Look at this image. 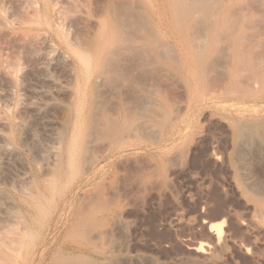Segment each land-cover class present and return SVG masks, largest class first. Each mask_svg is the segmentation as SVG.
<instances>
[{"label":"rangeland","instance_id":"374dc122","mask_svg":"<svg viewBox=\"0 0 264 264\" xmlns=\"http://www.w3.org/2000/svg\"><path fill=\"white\" fill-rule=\"evenodd\" d=\"M137 1L139 5L143 2L145 5H152L158 8L159 6L157 7L158 4L156 3L160 0H0V130L4 129V131H0V133L5 134V131H7L10 144L13 149L15 148L14 158L13 156H5L8 159H6L7 161L13 159L7 162L8 164L12 163L11 167L10 164L6 166L7 163L5 162L4 156L0 158L2 168H7L4 172L3 169H1V174L4 176L0 174V228L2 230L5 229V225L12 226L13 223L15 225L18 224V218L16 217L20 213L21 215L18 217L21 216L20 218H22L23 213L25 214L27 212L25 201L31 197V192L36 191L39 187V189L45 193L41 188V184L46 182L49 178L48 174L50 176L51 171L55 169V164H57L55 160L57 157L55 154L57 155L58 150H56L57 144H55L52 132L62 130V125L68 120L70 112L74 111V105L77 100L76 86L78 81H80L78 79H81L84 75L80 69L81 63L79 64L78 62L79 55L73 50L74 46L77 45L75 43H78V45L84 43L86 47L81 44L80 48L82 47L81 49L85 48L84 50H88V45L92 41L90 37H94L96 33H94V31H96L95 28L98 26L96 25L97 19L102 14L103 10L111 5L112 7L117 6L116 8L120 6L121 14L126 11L128 13L130 11L131 13V8L138 6ZM218 1L219 3H217V6L216 3L213 5L216 9L220 8L226 0H215V2ZM234 1L235 7H243L245 8L244 10L248 9V11H250V19L252 23L256 25L255 28H264V3H262L264 0ZM134 2H136V4ZM123 5L124 8L126 6L130 8L127 9L128 7H126L127 10L124 12V10L121 9ZM53 7H55V10H53ZM161 10L162 12H158L160 15L150 21L151 27L155 30V35L160 39L165 38L163 40L168 42L174 41V49H177L174 51L176 54L174 55V60L177 58L178 61L176 62H179L178 64H175V62L173 63L172 58H170L171 56L168 57V59L166 57L163 58L162 63L164 64H161L162 66H160V68L164 67V69L162 68L161 72L165 73L164 71L168 69L167 71L170 75L167 71V74H165L175 81L174 86L178 82L177 80H181L182 77L186 78V84L189 86L187 89V97L182 99L188 108L185 115L179 119V123L176 126L174 125V136L168 139L169 141L165 140L162 142L159 136H163L165 128L161 126L158 128L160 130L156 138L152 137L153 135L134 138L132 143L136 144L137 148L126 150V152L123 151L103 162L102 165H106L101 170L99 176L93 181L88 182L87 176L82 179L76 177L73 180L74 188L67 193H65L67 189L64 186L66 181H58L56 188L60 186L63 190L53 194L48 192L45 193V196L51 200V209L49 210L48 218L44 219L38 217L40 222L38 220V223L35 222L32 224L33 229L37 227L34 232L37 234L35 246L38 249L36 250L35 247L29 249L25 247L22 254L23 256L20 255L22 258L20 256L18 258V264H67L65 259L68 260V258H70L68 261H73V263L75 262L74 264H99L100 262L101 264H196V257H199L201 254H197L195 248L203 242L210 247L214 245L216 249L219 250L220 248L218 247L221 245L223 246L220 252L219 250L217 251V257L219 259L214 258L207 261V263L202 262L201 264H244L246 262V264H264V250H262V248H264V228H262L264 227L262 226L264 222H261L264 217V206H260L257 203V199L263 198L264 200V133L252 131L253 129L251 130V125H255L257 122L260 124V121H264V85H262L264 81L262 82L260 80V82H257L258 84L253 87L245 91L242 90V93L235 82L230 84L226 79L223 81V77H220L222 81L218 83L219 90H217V84L212 86L213 90L211 87L201 89L199 86H195V83L189 80L186 74L190 72L191 60L185 53L186 48L176 30V24L170 17L165 15L163 8ZM235 10L240 14L238 9L235 8ZM58 11L59 14H57ZM145 20L148 21L147 19ZM92 21H96V24ZM62 24L65 25L63 28L61 27ZM173 25L174 28L172 27ZM60 29H65L64 31L66 33L60 31ZM249 32L250 35H252L251 33H253V30L249 29L247 31L248 36ZM172 33L174 34V38L172 37ZM171 37L173 39H171ZM69 40H72L71 43H74V45H72ZM85 41L89 44H85ZM183 53L185 56L184 58L182 57ZM177 55L179 57H175ZM213 56L211 57L212 60L214 62H219L217 59L220 56ZM179 60L181 62L184 60L186 67L182 66ZM165 65H169L170 68H168V66L165 70ZM176 76L180 77L178 78ZM115 78L117 77H112L111 80L105 83V86L107 88L109 87L108 90L105 86H102L101 90H99L102 93L104 91V94L98 101L101 105L97 104L99 108L100 106L101 108L103 107L102 103L104 104L105 98L109 96L106 94L112 93V88L110 87L113 84L111 82L116 80L118 82H116L115 85H118L121 81V78H117L119 80ZM259 83L261 86H258ZM115 85L112 86L113 91L115 90L114 88L117 87ZM235 85L236 88L234 90L233 87H235ZM85 87L86 86L83 84L81 85L82 91L84 92V90H87L88 93L89 91ZM103 97L104 100H101ZM139 97L140 95L136 96V98ZM179 99L178 97L177 100ZM97 106L95 110L98 111L99 108ZM5 122H8L7 125ZM22 123L23 126H21ZM241 123H246L247 125L249 123L248 127L250 129L248 132L250 139L246 140L247 143L245 146L246 149L248 144H250V147L248 146L247 148L249 150V153L247 152L249 155L246 153L248 157H245L246 155L243 154L242 150V152L239 151L241 140L238 138V124ZM246 124L245 126L247 127ZM3 126L6 127L4 128ZM254 137H257V141ZM253 141L257 142V144L255 145ZM212 144L218 146H213ZM233 144L235 145L234 147H232ZM257 145H259L258 148H256ZM236 151L240 153L237 154ZM211 153H213L214 156L211 155ZM1 154L4 155L2 152ZM185 155H187V157ZM232 155H234V157ZM221 156L223 157L221 158ZM236 156L240 157L236 158ZM250 156H252V158ZM14 159L18 161L16 160V162ZM2 160H5V163H3ZM215 162L216 164H214ZM167 164L168 167H166ZM238 166L240 168H238ZM137 167L142 168L137 169ZM48 168L52 170L49 169L47 171ZM141 176L143 178H140ZM44 178L47 179L45 180ZM199 181H202L203 184ZM207 181L208 184L210 183L209 185ZM247 181L249 183H247ZM250 182L253 184H251L252 187L248 186ZM255 183L257 186L260 185L258 187L256 186L257 188L261 187L263 189L262 191L260 190L261 188L259 189L261 192L257 191L256 187H254ZM223 185L228 188L226 187L227 189H225ZM33 186L35 187L33 188ZM102 186L104 189L101 194L99 190H102ZM147 186L151 188L147 190ZM213 187L214 190H212ZM247 187H250V190L249 188L247 189ZM32 188L35 190H32ZM143 188L145 190H143ZM252 188L256 191L251 190ZM206 190L209 191L206 192ZM226 190L227 194L225 193ZM123 191L125 193H123ZM215 191H217L216 194ZM211 193L214 195L213 199ZM219 194L220 196H218ZM244 194L246 196H244ZM86 197L89 198L87 199ZM200 197L205 204H203L201 200H199L200 202L198 201ZM209 197H211V199H209ZM206 198L207 200H205ZM215 199L217 200L215 201ZM233 200L240 204L237 205ZM43 201L45 202V199H43ZM88 202H90V204ZM215 202L220 203V206ZM103 203H105L106 206L108 205V208L104 206ZM251 203L260 207L258 208L257 206L255 208ZM100 204H102V206H100ZM206 204L208 206H206ZM215 204H217V206ZM197 205H200L201 208L198 206L200 210ZM92 206H95V209ZM211 209L224 210L226 212L231 210V219L227 218L226 223L219 230L216 225L220 224L222 219L210 216L214 211L211 212ZM78 210H81L80 213ZM255 210L261 211L257 212L258 214L263 212L261 218L255 215ZM237 211L240 213L238 214ZM215 212L216 210L213 213ZM83 213L86 214L84 215ZM102 215L104 217H102ZM239 215L242 217L240 220L236 219L240 218ZM204 216L209 218V220L204 218ZM191 218L193 221H190ZM11 220L12 222H10ZM89 221L91 224L88 223ZM258 221L261 222L260 224L262 225H260ZM8 223H10V225ZM85 223H88L86 224L88 226H86ZM80 224H83V226ZM199 224H203V226ZM33 226H35V228ZM80 228L81 232L79 230ZM86 229L92 232H87L88 234H85V231H87ZM203 229L205 230L203 231ZM209 229H212L213 232H218V234H220L218 235L219 238L212 237ZM72 230H76V232ZM233 231L235 232L233 233ZM99 232H102V234L98 235ZM203 232H205L206 235L210 234L207 236L208 239ZM238 232L240 235L242 233V235L240 236ZM257 232H259L260 235ZM227 233L229 234L228 237ZM235 233H237L238 236H236ZM209 237L213 245L211 241L209 243ZM246 238L249 243L246 241ZM223 239H225V241ZM234 240L241 241L240 246L239 241L237 242ZM242 240L247 245L243 244ZM188 241L193 243L189 244L190 247ZM176 242H178V244H176ZM183 242L185 245H183ZM219 242L224 243L220 244ZM191 244L195 248H192ZM181 245L185 248L181 247ZM243 246L244 248L246 247L245 250ZM239 247L242 248L241 251ZM107 248L108 250H106ZM255 248L257 249L255 250ZM185 249H187V251ZM44 250L45 252H43ZM58 250H61L62 253L61 251L57 252ZM102 250H105L104 253ZM236 250L238 251L236 252ZM251 250H253V254L250 253L252 252ZM101 251L103 254H101ZM48 252L49 254H47ZM234 252L237 253V255ZM254 252L259 255V257L255 255ZM258 252L263 254V258ZM59 253L60 256H58ZM65 253L69 254L67 255ZM107 253L109 254L107 255ZM220 253L221 255H219ZM60 257H62V259L64 257V261H60ZM256 261L257 263H255Z\"/></svg>","mask_w":264,"mask_h":264},{"label":"bare ground","instance_id":"6f19581e","mask_svg":"<svg viewBox=\"0 0 264 264\" xmlns=\"http://www.w3.org/2000/svg\"><path fill=\"white\" fill-rule=\"evenodd\" d=\"M51 1H53V0H51ZM160 1H159L160 3L159 2L156 3V4H158L157 7L159 6L158 8L153 7L152 5L151 6L145 5V4H143V2H142V4L140 3V5H139L138 1H137L138 6H136L135 5L136 2H134L135 3L134 5L136 7L131 8L132 10L130 9L131 13H130V11H129V13L126 11L130 7L126 6V7H128L126 9V7L124 8V5H123V7L121 9H123L124 12L126 11L123 14H121V10L119 8L120 6L118 8H116L117 6L116 7H114V6L112 7L111 5L109 7L107 6V9L103 10L102 14L98 17L97 24L95 23L96 21H92V22H94V24H96L98 26H97V28H95L96 31H94V33L95 32L96 33L94 34V37H92V38L90 37V39H92L91 43L89 44L85 41V44H89L88 50L87 49L84 50L85 48L81 49L82 47L80 48V45L82 43H80V45H78V43H75L77 45L74 46L73 50H74V52H76L79 55V61L78 62H79V64L81 63L80 69H81V72L84 73V75L82 74L83 76L81 77V79H78L80 81H78V84L76 86L77 87V91H76L77 92L76 93L77 100H76V103L74 105L75 106L74 111L70 112V116H69L68 120L64 123V125H62L63 128L61 127L62 130H60V131L53 130L55 132H52L54 135L55 144H57V146L55 145L57 149L56 148L55 149L58 150V153L56 152L57 155L55 154V156L57 157V158L55 157L57 164H55L56 162L53 163L56 165L55 169H53V171H51L50 176L48 174V177H49V178L47 177L48 179L44 178L45 180L47 179L46 182L41 184L42 185L41 188H42V190H44L45 193L48 192V193L53 194V193H56L57 191L59 192L60 190H63L62 188H60V186H59V188L58 187L56 188V184L58 183V181H66V184L64 186L67 190L65 191V193H67L68 191H70L74 188V181L73 180L76 177H79L80 179H82V178L87 176L88 182L93 181L94 179H96L99 176L101 170L106 165V164L102 165L103 162L109 160L110 158H112L116 154H119L123 151L126 152V150L137 148V145L132 143L134 138H138L140 136L144 137L147 135H153L152 137H155V138L158 137V135H159L158 132L160 130L158 128H160L161 126H163V128H165L163 131V136H161V137L159 136V138L162 142L165 140H168L172 136H174V132H175L174 131V125L176 126L179 123V119H181L185 115L186 110L188 108V106H186V104L182 101V99L187 97V89L189 88V86H187V84H186V78L185 77H182L181 80L180 79L177 80L178 82L174 86L175 81L166 75L168 73V71H167L168 69L166 70V68L169 65H167V66L165 65L166 66L165 70L167 71V73H166V71H164V72L166 74L161 72L162 68L164 69V67L160 68V66H162L161 64H164V63H162L163 58L166 57L168 59V57L171 56L170 58H172L173 63L175 62V64H176L177 63L176 61H178L177 58H175L176 60H174V55H176L174 53V51L177 50V49H174V41L171 40L172 42H168L166 40H163L165 38L160 39L157 35H155V33H154L155 30L152 29L151 24H150L151 20H153L156 16L160 15V14H158V12H160V11L162 12V10H161L162 8L164 9L163 12L165 13V15L170 17L172 19V21H174L176 24L175 25V27H177L176 30L181 37V41H183V45L186 48L185 53L191 60L190 72L186 73V74H187L188 79L192 80L195 83V86H199L201 89L202 88L206 89L209 87L212 88V86L217 84L218 85L217 90H219V84L218 83H221L220 81H222V80H220L221 79L220 77H223V81H224V79H226L230 84H232V82H235V84L240 88L241 93H242L243 91H245V90L253 87L254 85L258 84L257 82H260V80L262 82L264 81V28L260 29L258 26L257 27L259 29L255 28L256 25H254L252 23V20L250 19L251 13H250V11H248V9L244 10L245 8H243V7H238V8L235 7L234 6L235 5L234 0L224 1L222 6L220 8H217V9L213 5L216 3V6H217V3H219V1L215 2V0H160ZM252 2H254V1H252ZM262 3H264V2H262ZM241 5L244 6L245 4L242 3ZM249 5H250V3H249ZM131 6H132V3H131ZM218 6H219V4H218ZM54 8L55 7H53V10H55ZM235 8L238 9V11H240L239 12L240 14L237 13ZM57 14H59V11ZM145 19H147L149 22L146 21ZM144 20H145V22H144ZM257 21H259V20H257ZM73 23H75V22H73ZM263 23H264V21H263ZM65 24H66V22H65ZM63 26H65V25L62 24L61 27L63 28ZM166 26H168V25H166ZM172 27L174 28V25ZM249 29L253 30V33H251L252 35H250V32H249V36H248L247 31ZM64 30L65 29H63V30L60 29V31L65 32ZM65 33H63V34L66 35ZM161 35L163 36L162 33H161ZM172 35H173L172 37L174 38L173 33H172ZM172 37H171V39H173ZM175 40H177V39H175ZM71 41H70V43H71ZM76 42H77V40H76ZM88 42H89V40H88ZM71 44L74 45V43H71ZM176 44H177V42H176ZM83 45H84V43L82 44V46ZM84 47H86V46L84 45ZM181 53H182V51H181ZM178 55L175 57H179ZM213 55H216V57L218 55L220 56L217 59L219 62H217L216 59H215L216 62H214L212 60L211 57ZM182 57L183 58L185 57L184 53L182 54ZM172 60H171V62H172ZM181 61H182V59H181ZM181 61H180V64L182 66L186 67L185 61L184 60H183V62H181ZM172 67L175 70L174 65ZM168 68H170V66ZM171 73H172V71H171ZM168 74L170 75V73H168ZM216 75H218V76H216ZM112 77L121 78V81L119 82L118 85H115V83L118 82L115 80L117 78L114 79L115 80L114 82L110 81L113 85H115L117 87L114 88L115 89L114 91H113V87H112L113 85L110 87V88H112V90L110 89L112 91V93L107 92L108 94H106V95L107 96L109 95V96L107 98H105L106 100H104L105 96L103 97V99L101 98V100H104V104L101 102L103 107L101 108V106H100V108H99V106H97V104H100V103H98V101H99V98L104 94L103 90H105V89L102 90L103 93L100 92L99 90H101V87L105 86V83L107 81L111 80ZM176 77L179 78L180 76H176ZM174 78H175V76H174ZM117 80H119V79H117ZM11 82H12V80H11ZM11 82H10V84H11ZM82 84L84 86H86L85 88L88 89V91H89L88 93H87V90H84V92L82 91V89H81ZM236 85H235V87H233L234 90L236 88ZM262 85H264V83ZM258 86H261V84L259 83ZM76 87H75V89H76ZM217 87H215V88H217ZM221 87H223V86H221ZM108 88L106 87L107 90H108ZM239 88H238V90H239ZM110 90H109V92H110ZM212 90H213V88H212ZM138 95H140V97L136 98V96H138ZM178 97L181 100L180 99L177 100ZM174 100H175V102H174ZM96 106L99 108L98 111L95 110ZM7 123H6V125H7ZM17 123H20V122H17ZM245 124L244 123L238 124V129H239L238 130V138H240L239 140H241L240 144H239V142H238V144H239V149H240L239 151L242 150L243 154L246 155L247 152L249 153V150L247 148H248V146L250 147V144H248L247 148L245 149V146L247 143L246 140L250 139L249 138V132H248L250 128L248 127L249 123H248V125L246 124L247 127L245 126ZM19 126H20V124H19ZM21 126H23V123L21 124ZM251 130L252 131H258V133L259 132L264 133V121H262V122L260 121V124L257 122V124L255 123V125L254 124L251 125ZM0 131L3 132L4 129L0 130ZM7 134H8L7 131H5V134L0 133V158L4 156L5 160L7 159L5 156H7V157L13 156V158L15 156V153H14L15 148L13 149V147L11 146L10 140H9V137L7 136ZM220 135H221V133H220ZM10 139H12V138H10ZM262 139H263V137H262ZM255 140L257 141V137L255 138ZM217 141H218V139H217ZM155 142H156V140H155ZM219 142L221 143L220 139H219ZM253 142H255V141H253ZM225 143H227V142H225ZM254 144L256 145L257 142H255ZM213 146H218V145H213ZM234 146L235 145L233 144L232 147H234ZM258 146L259 145H257L256 148H258ZM262 147H263V145H262ZM16 149H17V147H16ZM216 149L218 150L217 147H216ZM251 149H252V147H251ZM190 151H191V149H190ZM244 151H246V152H244ZM1 152L4 155H2ZM18 152H20V151H18ZM236 153H237V151H236ZM239 153H237V154H239ZM248 153H247V155H249ZM16 154H19V153H16ZM184 154H186V153H184ZM221 154H222V152H221ZM187 155H188V153H187ZM187 155H185V156L187 157ZM211 155H213V153H211ZM247 155L245 157H248ZM232 156L234 157V155H232ZM222 157L223 156H221V158ZM237 157H240V156H236V158ZM245 157H243V158H245ZM250 157L252 158V156H250ZM175 158H177V157H175ZM7 160L5 161L6 163L9 162L11 159L9 161H7ZM14 160L16 161L17 159H14ZM4 161H3V163H5ZM173 161H175V160H173ZM0 162H1V160H0ZM124 162H125V160H124ZM192 162H194V161H192ZM240 162H238V163H240ZM227 163H228V161H227ZM9 164L11 167L12 163H9ZM9 164L7 163L6 166H9ZM214 164H216V162ZM146 165H149V164H146ZM166 167H168V164ZM140 168H142V167H140ZM140 168L137 167V169H140ZM238 168H240V167L238 166ZM1 169H3V172H4L7 168L6 169L2 168V163H0V174H1ZM49 169L50 168H48L47 171ZM50 170H52V169H50ZM239 174H240V172H239ZM1 175L4 176L3 174H1ZM111 178H112V176H111ZM140 178H143V177L141 176ZM140 178H138V179H140ZM156 178H158V177H156ZM248 178H250V177H248ZM242 179H243V177H242ZM141 180H143V179H141ZM239 182H240V180H239ZM242 182H243V180H242ZM251 182H253V181H251ZM251 182L248 186H251V184H252ZM69 183H70V185H69ZM200 183H202V181ZM226 183H227V181H226ZM247 183H249V182L247 181ZM261 183H262V181H261ZM159 184H161V183H159ZM207 184H208V181H207ZM36 185H38V184H36ZM124 185H126V184H124ZM218 185H220V184H218ZM254 185H255L254 187L257 186L256 183ZM103 186H102V190H99V191H101V194L103 193L102 192L104 189ZM223 186L225 189L228 188L227 186H226L227 187L226 188L225 185H223ZM230 186H231V184H230ZM258 186H260V185H258ZM34 187L35 186H33V188ZM214 187L212 190H214ZM244 187H246V186H244ZM257 187H256V189H257V191H259V189L261 187L260 188H257ZM33 188H32V190H35ZM149 188H151V187H148L147 190ZM248 188L250 190V187H247V189ZM143 190H145V189L143 188ZM235 190H236V188H235ZM251 190L256 191L254 188H252ZM260 190L262 191L263 189L261 188ZM198 191H199V189H198ZM208 191L206 190V192H208ZM261 191H259V192H261ZM216 192L217 191H215V194H216ZM226 192H227V190L225 191V193ZM232 192H233V189H232ZM45 193H43V191H41L39 189V187L37 188L36 191L31 192V197L25 201L27 212L24 214L22 211V213H23L22 218H20L21 216L18 217L21 214L20 213L18 214L16 212L18 214V216L16 217V218H18V222H17L18 224L15 225L13 223L12 226L5 225V229H3V230L0 228L1 229L0 230V264H18V258L20 255L23 256L22 254H23L25 247H28V249L31 247L36 248L35 242L37 241V234L34 232V230H36L37 227H36V229H33L32 224H34L35 222L38 223V220H39L38 217H42L44 219L48 218L49 210L51 209V200H50V198H47L45 196ZM123 193H125V192L123 191ZM209 194H210V192H209ZM211 194H212V199H213L214 195H213V193H211ZM226 194H225V197H226ZM167 195H168V193H167ZM232 195H233V193H232ZM28 196H29V194H28ZM218 196H220V194ZM244 196H246V195L244 194ZM190 197L192 198V195ZM233 197H235V196H233ZM25 199H26V197H25ZM43 199H45V202L43 201ZM100 199H102V198H100ZM127 199H129V198H127ZM209 199H211V197H209ZM199 200H201V197L198 199V201ZM205 200H207V198ZM216 200L217 199H215V201ZM228 201H229V199H228ZM233 201L236 202L235 200H233ZM90 202H88V203L90 204ZM110 202H112V201H110ZM201 202L203 204H205V202H203L202 200H201ZM217 202H219V201H217ZM217 202H215V203H217ZM244 202H247V201H244ZM99 203H100V201H99ZM257 203L260 206H264L263 198L257 199ZM103 204H104V206H106L105 203H103ZM217 204L219 205L220 203H217ZM217 204H215V205L217 206ZM238 204H240V203H237V205ZM245 204H247V203H245ZM23 206H21V207H23ZM100 206H102V204H100ZM198 206L200 207V205H197V207ZM206 206H208V205L206 204ZM206 206H204V207H206ZM253 206H255V205H253ZM257 206H255V208ZM260 206H258V208ZM93 208L95 209V206ZM200 208H199V210H200ZM235 209H233V210H235ZM89 210H90V208H89ZM204 210H205V208H204ZM209 210H210V208H209ZM213 210L211 209V212ZM215 210H216V212L213 213ZM215 210L212 212L213 214L211 213L212 215L210 214V216H212L214 218H221L222 219L220 224L216 225L217 229L219 230L226 223L227 218L231 219L232 213H230L231 210L230 211L227 210L228 212H226L224 210H217V209H215ZM17 211H18V209H17ZM78 211L80 213L81 210H78ZM196 211H197V208H196ZM252 211H253V209H252ZM249 212H250V210H249ZM257 212H261V211L255 210V213H256L255 215H257L258 217L261 218V214L264 211L261 214L260 213L258 214ZM106 213H104V214H106ZM237 213L239 214L240 212L237 211ZM83 214L85 215L86 213H83ZM94 214H95V212H94ZM97 214H98V212H97ZM203 214H204V211H203ZM206 216H209V215H206ZM79 217H80V215H79ZM102 217H104V216L102 215ZM239 217H240V215H239ZM16 218H15V220H16ZM204 218H206V217L204 216ZM241 218L242 217L236 218V219L240 220ZM77 219H78V216H77ZM81 219H83V218H81ZM206 219L209 220V218H206ZM262 219L264 220V217ZM12 220L10 222H12ZM263 220H261V222H264ZM95 221H96V219H95ZM111 221H112V218H111ZM190 221H193L192 218ZM216 221H217V219H216ZM13 222H14V220H13ZM39 222H40V220H39ZM261 222H259V224ZM43 223H45V222H43ZM88 223H90V221ZM88 223H85V225ZM238 223H240V222H238ZM8 224L10 225V223H8ZM80 225L83 226V224H80ZM92 225H93V223H92ZM231 225H233V224H231ZM260 225H262V224H260ZM86 226H88V225H86ZM95 226H97V225H95ZM200 226H203V224H201ZM262 226H264V225H262ZM33 227L35 228V226H33ZM105 227H107V226H105ZM229 227H230V225H229ZM81 228L79 229L80 232H81ZM89 228H91V227H89ZM262 228H264V227H262ZM204 230L205 229H203V231ZM224 230H225V228H224ZM248 230H249V227H248ZM72 231L76 232V230H72ZM87 232L91 233L92 231L87 230V231H85V234ZM205 232H203V233H204L205 237L208 239L207 236L210 234L206 235ZM209 232L211 233V236L214 238L215 237L217 238L218 235H220V234H218V232H213L212 229H209ZM234 232L235 231H233V233ZM108 233H110V232H108ZM257 233L259 234V232H257ZM41 234H43V233H41ZM101 234H102V232H99L98 235H101ZM229 234H230V232H229ZM229 234L227 233V237L229 236ZM238 234H239V232H238ZM224 235H226V234H224ZM235 235L238 236L237 233H235ZM241 235H242V233H241ZM245 235H246V233H245ZM109 236H110V234H109ZM249 236H250V234H249ZM100 238H101V236H100ZM111 238H112V236H111ZM222 238H223V236H222ZM210 239L211 238L209 237V240H208L209 243L211 241ZM223 240L225 241V239H223ZM214 241H215V239H214ZM234 241L238 242L239 240H234ZM246 241H248L247 238H246ZM178 242H176V244H178ZM240 242L241 241H239V246H240ZM242 242H243V244H245L243 240H242ZM190 243H192V242H189L188 245ZM222 243H224V242H222ZM222 243H220V244H222ZM248 243H249V241H248ZM183 245H185L184 242H183ZM212 245H213V242H212ZM245 245H247V244H245ZM213 246H211V247L209 245L207 246L206 244H204V242L201 243L198 247L196 246L197 248H195L192 245V248L193 247L195 248V252L197 254L199 253V255L201 254L200 256L198 255L199 257L195 256L197 258L196 262L197 263L200 262L199 264H201L202 262L207 263V261H210L214 258L217 259L218 258L217 257L218 256L217 251L219 249H216V246H214V247ZM222 246L223 245H221L218 248H220V250H221ZM248 246H249V244H248ZM47 247H48V245H47ZM181 247H183V246L181 245ZM189 247H190V245H189ZM233 247H234V245H233ZM241 247H239V248H241ZM183 248H185V247H183ZM237 248H238V246H237ZM243 248H244V246H243ZM245 248H244V250H245ZM37 249L38 248H36V250ZM256 249L257 248H255V250ZM45 250L43 252H45ZM106 250H108V248ZM185 250L187 251V249H185ZM220 250H219V252H220ZM223 250H224V247H223ZM241 250H242V248L240 249V251ZM259 250H260V248H259ZM262 250H264V248H262ZM46 251H48V250H46ZM59 251H61V250H58L57 252H59ZM66 251H68V250H66ZM102 251L104 253L105 250H102ZM102 251H101V254H103ZM110 251L113 252L112 250H110ZM237 251L238 250H236V252ZM251 251L252 252H250V253L253 254V250H251ZM49 252L47 254H49ZM99 252H100V249H99ZM245 252H247V251H245ZM255 252H257V251H255ZM255 252H254V254H255ZM61 253H62V251H61ZM196 253H195V255H196ZM221 253L219 255H221ZM65 254H67V253H65ZM108 254L109 253H107V255ZM235 254L237 255V253H235ZM258 254H261V253L258 252ZM50 255H52V254H50ZM53 255H54V253H53ZM105 255H106V252H105ZM255 255H257V254H255ZM262 255L263 254H261L260 256L263 258L264 255L263 256ZM58 256H60V253ZM100 256H102V255H100ZM257 256L259 257V255H257ZM111 257H112V255H111ZM232 257H231V259H232ZM55 258H54V260H55ZM60 258H61L60 261H62L64 259V257H63V259H62V257H60ZM58 259H56V260H58ZM116 259H117V257H116ZM68 260H70V258H68ZM68 260L65 259V262H67V264H74L75 263V262L73 263V261H68ZM220 261H221V259H220ZM232 261H234V260H232ZM108 262H109V260H108ZM194 262H195V260H194ZM258 262H260V261H258ZM59 263H61V262H59ZM210 263H212V262H210ZM246 263H244V264H246ZM255 263H257V261ZM99 264H101V262Z\"/></svg>","mask_w":264,"mask_h":264}]
</instances>
